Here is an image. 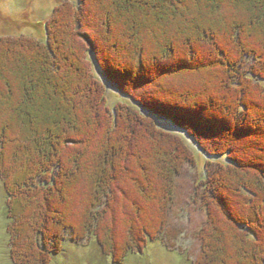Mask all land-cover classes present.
Listing matches in <instances>:
<instances>
[{"label":"trees","instance_id":"obj_1","mask_svg":"<svg viewBox=\"0 0 264 264\" xmlns=\"http://www.w3.org/2000/svg\"><path fill=\"white\" fill-rule=\"evenodd\" d=\"M88 1L66 7L57 20L58 10L46 24L45 42L0 36V179L8 192L13 262L51 264L67 233L73 241L95 239L106 256L120 250L123 259L143 253L164 234L171 238L177 179L196 158L157 118L184 132L216 163L203 201L208 211L214 205L209 219L213 208L221 213L226 207L221 225L228 234L215 227L202 231L196 264H264V0H91L98 15L107 13L105 22L95 25L88 20L93 11ZM186 4L185 12L180 7ZM113 13L125 18L114 30ZM150 16L157 28L142 25L140 18ZM83 20L91 44L86 50L71 43ZM69 25L67 35L62 33ZM62 35L68 43H61ZM91 57L108 83L153 118L125 104L112 112ZM203 72L206 80L198 81ZM180 74L187 82L182 89L167 84ZM125 118L146 127L150 192L143 188L144 175L141 183L114 176L117 153L128 142L115 140ZM103 120L109 121L107 135L100 132ZM87 152L92 153L87 168L72 183ZM82 184L77 213L59 209L56 197L73 187L72 195ZM125 189L139 208L126 204L123 224L119 221L125 240L118 249L111 224L116 219L104 217L114 212L116 218L111 200H119ZM147 198L155 210L139 228L138 211Z\"/></svg>","mask_w":264,"mask_h":264},{"label":"rangeland","instance_id":"obj_2","mask_svg":"<svg viewBox=\"0 0 264 264\" xmlns=\"http://www.w3.org/2000/svg\"><path fill=\"white\" fill-rule=\"evenodd\" d=\"M139 1L143 2L142 0ZM78 2L79 0H0V36L29 37L40 39L45 42L47 38L46 24L53 18L55 13H57V11L59 10L60 15L57 20L61 19L60 17L63 15L62 13H66L65 8H72L74 7V5H78ZM87 4H89L93 9V11H90V14L88 15L89 22H91V24L93 25H95L94 22H97L98 19L100 20V24L105 22L107 18V13H105L104 15L103 12V14L98 15L99 13L94 10L91 0H89ZM184 8L185 9H183V7H180V9L184 10L185 12L189 9L187 4L184 6ZM201 8L204 9L203 7ZM110 9L111 8H109V10ZM226 13L227 11L223 13L222 17H224ZM67 16L68 14L66 15V17ZM112 17L113 30L115 28L118 29L119 26L121 27L123 25V22L121 20L124 19L125 21V18H122L117 14L114 15V13ZM65 19L67 22L69 21V17L64 19L62 18L61 21L63 27ZM140 20L142 21V25L145 23L149 25L150 28H157V25L154 23L153 17L151 16L149 18L147 17V20H144L143 17H141ZM85 22H87V20L84 21V23L82 24V28L75 34L78 37L73 39L72 42H69L74 43L75 45H81L86 50L90 47L91 44L89 40L86 39L89 33L87 31L88 26ZM183 24L184 22L182 24L180 23L181 26H183ZM67 30H71L70 25L62 33H66L67 35ZM66 35H62L61 43H68ZM115 35L116 33L112 35L113 39L111 40L113 42L117 38L114 37ZM112 36H110V38H112ZM119 43L123 45V41H120ZM81 56H83V54H81ZM146 58H150V56H148V53L146 55ZM91 59L93 60L92 62L94 64L95 73L97 74V77L101 82L105 84L104 86H106V97L108 100L109 108L112 112H114L116 106L120 104H125L139 111L142 115L153 118L151 114L143 110L131 98L125 96L123 93H121L119 89L108 83L100 72V69L94 61V58L91 57ZM204 74V72L203 74H199L200 76L197 77L198 79H196L198 81L206 80L204 78ZM182 75L183 74H180L178 75L179 78H173L174 80L166 83L172 84L171 86L177 89H182V84L186 82V80H183L184 76ZM163 81H166V77L158 80L159 83ZM107 117L108 116L105 115V119ZM126 119L127 118L121 120V126L117 132L118 135L115 136V140L119 138H124V140H127L128 142H126L127 145L125 147V151H119L117 153L119 156L117 155L115 159V162L117 164V171L114 173V176L118 175V177H121V180L125 179V181L126 178L135 179L136 181L141 183V176L144 175V182L142 181V185H144L145 187L143 188H148L147 192H150L151 187L148 185L149 182L151 183L152 181V176H149V174H151V172H149V170L151 169V165L148 163L147 160V157L150 154V150L148 148L149 146L147 144L148 139L145 138L147 130L144 126L140 127L134 123L131 124L129 121L127 122ZM108 120H105V123L103 120L102 126H99V128H101V133H103L106 128L107 132L109 133ZM155 120L158 125L163 127L165 130L170 129L169 131H173L175 134L180 135L182 139L187 143L188 147L192 149V151L194 152L193 155L196 158L195 161H188L186 163L185 167L182 170V173L177 179V195L172 205L171 222L169 226L171 238L166 237L164 234L163 237L160 236L158 241L150 243L143 253L135 252L134 254H128V256L123 259L122 255L120 254V250H116L115 253L106 256L102 252V249L97 244H95V239L91 240L90 242L85 239H78L76 241H73L72 238H74V236L72 237L71 233H67L65 235L66 241H64V243L62 244V248H60L59 254L53 257L51 264H196V260L200 256L202 250V243L199 240V235L202 231H204L206 228L209 229L211 227L210 229H212L215 227L216 230H221L222 233L224 232L223 234H228L223 229V225H221V219L222 221H224V219L226 218L224 215L226 207L224 205L220 207V211H222L221 213H219L216 208H213L211 210L213 213V218L211 217V219H209L210 209L214 207V205H211L208 211V208L205 206L203 201V197L206 192L205 185H207L205 182H207L210 172L212 171V169L215 168L216 163H213L212 161H209L207 158L203 157L202 155L205 154L184 132L175 129L174 127L173 129H171L172 126L170 124L163 122L157 118H155ZM107 132L105 130L103 135H107ZM149 141L155 146L158 145L157 141H154L151 138H149ZM90 156H92V153L89 154L87 152V156L80 161L81 169L75 172V177L71 181L72 183H74L81 176L83 168H87L86 166L90 161ZM139 171L140 176L139 174H137L139 173ZM255 173L259 174L258 171H255ZM80 187L83 189L85 188V186H83L82 184L81 186L76 187L74 193L70 195V193L73 191L72 187V189L69 190L71 191L70 193H67V191H65L62 195L59 194L61 195V197H56V199L60 202L61 205L59 209H62L63 211L72 209L73 212L77 213L76 205L79 199L77 193L79 190H81ZM82 193H84V190ZM225 193L228 194V196L230 194V192L228 193L227 191ZM225 193L223 192L222 194ZM7 198V189L2 180L0 179V264H15L11 256L13 240L11 236H9L8 231L10 220ZM66 199L67 202L63 201ZM134 200L135 199L133 198L132 193H129V190L125 189L123 191V196H121L119 200H116V198L111 200L114 203V207L117 208L116 218L114 217V212H111L112 214L110 213L108 216L105 215L104 217V221L107 219V217L112 216L114 219H116L111 220V224L113 226L112 229L114 231V240L116 243L118 242L119 244L116 246V248L118 249L122 248V241L125 240V237L122 235L123 223L121 219H124V217H126V204H130L135 208V210L139 208V206H134ZM148 200L150 202H147L148 204L142 206L138 211L139 216H141L140 224L138 225L139 228L140 226L144 225L143 221H145V219L147 220L149 216L151 217V215L154 213H152L151 210H155L154 207H152L153 202H151L150 198H147V201ZM229 200H227V202L230 203V206L232 208L234 207V211L238 212V207H235L233 205V201ZM62 210L60 212H55V215L59 216L62 213ZM226 213L229 214L227 211ZM119 221L122 224L119 223ZM55 224H59V220H57ZM99 233L100 235L103 234V232ZM262 233H264V230L262 231ZM170 244H173V246H170ZM53 250L55 251L56 248L54 247ZM225 252H227L228 255L230 254L229 249H225ZM257 263L259 264V262Z\"/></svg>","mask_w":264,"mask_h":264},{"label":"bare ground","instance_id":"obj_3","mask_svg":"<svg viewBox=\"0 0 264 264\" xmlns=\"http://www.w3.org/2000/svg\"><path fill=\"white\" fill-rule=\"evenodd\" d=\"M141 132V131H140ZM224 185V184H223Z\"/></svg>","mask_w":264,"mask_h":264}]
</instances>
